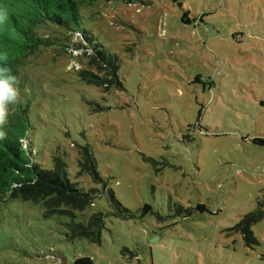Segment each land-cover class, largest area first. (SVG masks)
<instances>
[{"label":"rangeland","instance_id":"rangeland-1","mask_svg":"<svg viewBox=\"0 0 264 264\" xmlns=\"http://www.w3.org/2000/svg\"><path fill=\"white\" fill-rule=\"evenodd\" d=\"M86 11L82 27L116 56L120 84L80 77L91 50L49 48L21 83L35 160L61 157L101 197L53 215L1 200L0 264H264V0H98ZM86 146L133 215H108L101 243L72 238L74 222L117 211L81 172Z\"/></svg>","mask_w":264,"mask_h":264},{"label":"trees","instance_id":"trees-1","mask_svg":"<svg viewBox=\"0 0 264 264\" xmlns=\"http://www.w3.org/2000/svg\"><path fill=\"white\" fill-rule=\"evenodd\" d=\"M96 1L98 0H0V10L7 13L6 20L0 24V56L4 57L0 59V64H6L16 76L20 93L17 103L9 106L8 120L4 125L6 135L0 139V201L22 198L36 203L43 202L46 214L53 215L60 211L70 213L73 210H84L97 197H101L95 191L98 189L88 192L72 182L66 162L61 157H54L53 168H45L35 160L29 139L31 103L24 100L25 91L21 83L22 69L27 60L42 49L49 48L71 54L91 50L94 53L88 55L91 67L79 71L80 77L90 84H120L116 56L92 31L82 27L86 9ZM52 26L61 29H52L59 34L47 32ZM255 141L264 143L262 139ZM79 162L81 172L88 173L94 181L103 183L104 193H107L111 207L117 208V211L94 213L88 223L74 222L71 224L72 238H85L92 243H101L108 215L121 218L133 215L116 198L114 191L108 189L107 181L101 177L97 160L89 146L81 151ZM144 209L147 211L151 207L146 205ZM255 219L256 215L251 213L244 216L243 223L248 224ZM72 264H94V260L90 256H79Z\"/></svg>","mask_w":264,"mask_h":264},{"label":"clouds","instance_id":"clouds-1","mask_svg":"<svg viewBox=\"0 0 264 264\" xmlns=\"http://www.w3.org/2000/svg\"><path fill=\"white\" fill-rule=\"evenodd\" d=\"M7 18V13L0 10V24H3ZM0 59H4L0 56ZM19 88L16 76L6 64H0V139L6 135L4 125L9 116V106L15 105L19 98Z\"/></svg>","mask_w":264,"mask_h":264}]
</instances>
